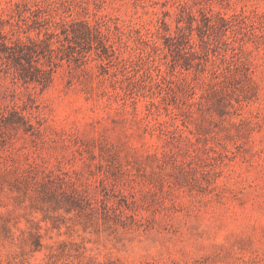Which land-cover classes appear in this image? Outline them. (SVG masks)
Listing matches in <instances>:
<instances>
[{"label": "rangeland", "instance_id": "1", "mask_svg": "<svg viewBox=\"0 0 264 264\" xmlns=\"http://www.w3.org/2000/svg\"><path fill=\"white\" fill-rule=\"evenodd\" d=\"M0 264H264V0H0Z\"/></svg>", "mask_w": 264, "mask_h": 264}]
</instances>
